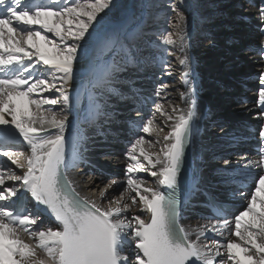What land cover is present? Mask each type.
I'll return each mask as SVG.
<instances>
[{
	"label": "snow or ice",
	"instance_id": "6c2138e0",
	"mask_svg": "<svg viewBox=\"0 0 264 264\" xmlns=\"http://www.w3.org/2000/svg\"><path fill=\"white\" fill-rule=\"evenodd\" d=\"M110 3L111 0H50L49 5H44L32 0H0V158H7L16 169L23 170L20 175L10 166H0V264H264V174L254 179L253 171L259 169L264 173V147L259 150V160H249L241 172V186L254 180L255 187L244 210L234 216V229L224 218L225 210L215 205L208 224L193 228L182 223L176 195L178 173L196 115L195 100L185 93H181V99L188 105L186 111L173 106L169 113L160 103L155 104L156 112L165 118V126L171 130L163 136L159 153L139 148V155L150 167L137 160L136 152L138 146H151V142L139 136L132 143L127 153V187L118 198L110 199L108 206L102 207L96 200L81 198L73 187L68 171L78 166L81 157L78 137H74L69 151L65 110L79 97H73L68 89L75 79L74 65L81 59V50L92 34L90 28L101 23L99 14ZM168 7L176 13L180 25L175 34L163 37V43L179 44V50L184 52V17L175 3L170 2ZM259 16L264 24V2ZM34 26L58 40L49 39ZM261 32L264 33V27ZM16 33L20 39L15 38ZM37 40L43 41L45 47L38 45ZM108 43L113 47L116 44L114 40ZM117 54L128 62L134 59L125 44L119 46ZM260 54L264 57V46ZM40 62L47 67L37 74L36 65ZM179 64L186 76V54ZM112 68L109 65L100 78L103 83L109 82ZM259 81L257 103L260 115L264 116V70ZM39 92L59 96L34 99ZM33 105L35 113L30 110ZM42 105L62 107L59 112H41ZM49 128L55 132H49ZM141 130L151 135L163 128L153 114L143 122ZM259 137L264 144V126L259 129ZM19 138L28 145L30 155L11 150V145L20 142ZM224 163L228 165L229 161ZM136 172H149L156 178L157 186H147L144 179L134 177ZM118 183L110 181L100 190V199H107L108 190ZM161 187L171 191L164 193ZM21 193L30 194L38 205L45 206L44 211L55 219V229L38 224L40 216L23 204ZM133 207L139 209V214L129 216ZM143 213L148 214V219L142 218ZM225 230L239 242L229 238L226 243L211 239V246L202 243L210 239L208 233L223 237ZM21 233L35 243L25 242Z\"/></svg>",
	"mask_w": 264,
	"mask_h": 264
},
{
	"label": "bare ground",
	"instance_id": "6f19581e",
	"mask_svg": "<svg viewBox=\"0 0 264 264\" xmlns=\"http://www.w3.org/2000/svg\"><path fill=\"white\" fill-rule=\"evenodd\" d=\"M34 1L32 0V2ZM211 1L222 3L221 10H223V16L219 17L217 22L214 21L209 26L211 28H218L219 24L222 23L223 27L226 26L224 29L228 30L227 25L232 21L230 19L235 20L238 18L239 22H237V25L240 26L239 29L236 31L233 30V32L226 31L224 40L218 38L213 42H209L208 40L206 45H203L205 47H201L198 43L200 36L198 35L199 32L197 29L200 19H202V17H199L200 9L197 4L199 0H178V3L182 6L184 17L182 23L184 52L179 50V44L174 46L171 61H173L172 66L175 69L171 72L168 71V73L165 72L166 74L164 76L163 74L162 76L160 75L163 79H166L165 84L154 83L156 75L161 74L159 70L165 64V61H167L162 57L158 58L155 64L156 68H153L154 72H150L146 77H144V72L149 67L150 62L148 65L147 59L145 58L141 59L142 64H138L141 71L133 69L132 72L135 74H132L130 82L128 79L123 78V76L119 75L120 77H116L113 75L117 66L116 54L113 55V49L118 48L117 41L124 39L134 45L133 48L143 43L142 37L144 35L140 32V27L138 28L139 25L137 24L142 11L141 7L137 4V0H121L117 4L116 11L102 15L99 14L102 17L101 23L95 24L94 22L95 28H90L92 34L87 37L85 48L81 50V59L74 65L76 75L68 90L73 97L78 96L79 99L78 102H74L69 109L65 110L68 116V126L65 129V135L69 140V151H71L74 137H78L76 144L81 157L80 160L89 163L90 167L95 166L104 172H112L115 174L113 175L114 177L123 176L126 181L125 174L127 166L130 163L127 153L137 137L144 136L146 141L148 138L153 139L158 151H160L164 143L163 136L171 130L165 126V118L156 112L155 104L160 103L164 110L169 113H171L173 106H177L186 111L188 105L181 99V93H185L192 100H195L196 113L193 118L192 131L193 166L191 181L197 187L209 188L215 194H219L223 199L226 198L227 200L239 203L240 208L237 212L239 214L246 207L247 197H250V193L255 187L254 180H250L244 183L242 190L240 189L241 180L243 179L241 172L249 160H259V150L261 147H264L259 137V129L264 126V116L260 115L261 109L257 103L261 85L259 78H251V74L259 76L261 71L264 70V57L260 54L261 48L264 46V33L261 32L264 24L261 23L259 16V7L264 0H248L246 4H242L237 9L235 8L238 4H241L239 3L240 0ZM56 6L58 7V5ZM34 27L47 37L53 35L52 33L45 32L39 26ZM192 30H194L193 33ZM7 38L6 35L5 39ZM54 38L58 39L57 37ZM109 40L116 42L114 47L108 43ZM36 43L42 48L45 47L43 41L37 40ZM154 43L158 45H153L151 42L153 47H159V43ZM47 47H50V45H47ZM110 47L112 51H109ZM240 48H243L244 52L239 53ZM144 54L146 52H142L141 56ZM185 54L188 57L186 76L183 74L185 71L184 67L179 64V59L184 58ZM238 56H242L245 62L243 61L244 64H242L237 72L232 73L230 66H232V63H235ZM161 63L163 64L161 65ZM41 64L44 66L43 68H40L39 65ZM109 65H113L111 75L108 77L109 82L103 83L100 78L109 69ZM46 67L42 62L37 64V74ZM125 67H123L124 70L122 72L125 70L128 71V68L126 67L125 69ZM244 68V72L241 73ZM124 74L128 75V73ZM144 78L146 80H143ZM210 80L214 83L209 84ZM141 83H146L147 86L140 87ZM248 84L251 85L249 87H252L253 90L255 89L254 91H250L251 93L249 92L248 97H241L245 99H241V101H246L248 104L237 106L232 104L230 107L226 106L225 103L230 93L234 91V94H239L244 89V86H248ZM141 88L145 90H141ZM157 92L160 93L159 96ZM50 95L51 93L49 92H39L38 94H34L33 98L42 99ZM251 95H253V98L251 97L252 99H249ZM239 96H242V94ZM116 97H121L117 100L118 103L114 100L117 99ZM251 103H253V106ZM114 104L115 107L120 106V110L123 112L130 110L128 118L136 119L133 123L130 122L132 124L131 126L127 122H121L124 124V128H129V131L134 132V135L128 132L129 135H126L125 139H123L118 134H111L109 139L101 140L105 133H102V129H99L95 125H86L87 120L89 119L90 123H92V117L103 118L106 114L110 116L108 112L115 108ZM48 109L57 112L60 111L56 105H42L40 111L46 112ZM30 110L35 113V106H30ZM153 110L154 114H157L155 117L156 122L163 128V131L159 133L154 131L153 134L149 135L141 129L143 122L153 116L151 114ZM8 118L10 119V117ZM224 122L226 124L222 129L215 133L217 125L223 124ZM167 123L170 124L171 122L168 121ZM109 126L113 130L117 129V126L114 124H110ZM48 130L49 132H55V129L49 128ZM19 140L18 145L22 148L21 151L26 156L30 155V149L23 142V138H19ZM158 140L159 143H157ZM96 141L98 142L97 144H95ZM118 143H121L120 145L123 144V149L125 150L123 152L117 150L116 159H110L108 157L102 158V155L106 154L105 144L111 145L112 149ZM241 143H244L243 145L247 147L241 148L238 146ZM225 144L230 145V148L223 149L224 147L222 146ZM98 146H103V149L98 148ZM237 147L241 148L240 152H238ZM139 148H144V145L138 146L136 152L137 160L146 167H150L148 162L139 155ZM222 156L225 157L222 158ZM225 160L229 161L228 165H225ZM6 164L12 170L16 171L17 174H23V170L16 169L15 165H11L10 161H7ZM100 165H105L106 167L103 168ZM90 167L86 165L79 166L77 170L70 169L68 171L70 178L75 188L84 197L96 200L102 207H107L104 203L105 199L102 200L99 197V192L105 188L106 183L104 181L107 179L104 178L105 176L88 175V173H91L88 172ZM253 171L256 173L254 179H258L259 174H264L259 169H253ZM133 175L134 177L144 179L149 187L157 186L156 178L152 177L149 172H136ZM119 177L116 180L119 183L108 190V197H110L113 191L114 194L121 191L122 186H124L122 183L123 179ZM107 183L109 184L110 181ZM162 189L163 187L160 188L161 191ZM191 190L190 198L183 209L181 220L184 226L194 228L198 225L208 224L209 218L203 210L202 199L199 198L194 201V189ZM132 195H135V193H132ZM125 197L127 198V195ZM26 200L28 206L33 209L35 206L30 194L27 195ZM128 202L130 203V201ZM36 207H40V205ZM132 213L139 214V209L137 207L132 208L128 215L130 216ZM234 216L228 218L230 227L233 229L235 227ZM142 218L148 219V214L143 213ZM47 222L49 221H46L43 216H40L38 224L41 227L51 226L55 229L54 225H49ZM33 227L36 226L34 225ZM208 235L211 238L214 237V239L215 237L221 238L216 233H208ZM21 236L25 242L35 243L34 240H29L23 233H21ZM223 238L225 239L224 243L229 238L238 241V238L231 235L227 230H225ZM222 251L224 250L222 249ZM38 254L43 255V253Z\"/></svg>",
	"mask_w": 264,
	"mask_h": 264
},
{
	"label": "rangeland",
	"instance_id": "374dc122",
	"mask_svg": "<svg viewBox=\"0 0 264 264\" xmlns=\"http://www.w3.org/2000/svg\"><path fill=\"white\" fill-rule=\"evenodd\" d=\"M35 1L37 3H39L41 0H38L39 2L37 0H35ZM195 1H198V0H195ZM43 2H45L44 5L45 4H47V5L50 4V0H47V1L46 0H44V1L42 0L41 3H43ZM82 2H84V0H82ZM120 2H121V0H111L110 7L108 9H105L104 12H102L100 14L102 15V14H105V13H108V12L111 13V12L116 11L117 4H119ZM170 2L171 3H175L178 6L179 11L183 15V9H182L181 4L178 3V0H137V4H138L139 7H141V11H142L141 16L139 18V22H137V24L139 25L138 28L140 27V32L143 33V35H144V37H142V42L143 43L141 45H137V46H135V48H133L134 45L128 43L124 39L117 41L118 48H119V46L121 44H125V45L128 46L129 50L134 54V59H133L132 62H128L125 58H123L122 55H118L117 54L116 50L118 51V48H114L113 49V55L116 54V61H117L116 70H115V72L113 74L114 76H116V77L117 76L118 77L123 76V78L128 79V81L130 82L132 74H135V73L132 72L133 69L141 71L139 69L140 68V66H139L140 64L139 63H140L141 59L145 58V59H147L148 65H149V62H150V65L147 68V70L146 71L144 70L145 71L144 72V77H146V75H148L150 72H152V71L154 72L153 68H156L155 64L157 63L158 58L162 57L163 59H165V60H167L169 62L165 61V64L161 63V65L163 64L162 68L159 70V72H161V74L159 73V74L156 75V77H158V78L155 77L154 83H156V84L157 83L165 84V82H166L165 80L166 79H163V77H161V76H162V74L164 76V74L168 73V71L171 72V71H174V69H175V67L172 66V62L173 61H171L172 60V51L174 50L175 47H174V45L164 44L163 43V37L168 35L169 33L175 34L178 31V28H179V25H180V22L178 21L176 13L172 12L171 9L168 7ZM246 2H248V0H240L239 3H241V4H238V6L235 9L240 8L241 5L242 4L243 5L246 4ZM197 4H198V7L200 9L199 17H202V19H200V22H199V24L197 26V29H198V32H199L198 35L200 36L198 43H199V45L201 47H205L203 45H206L208 40H209V42H213V41L217 40V38L220 39V40H222V39L224 40L225 39V35H226V31H230V32L232 31L233 32V30L236 31L237 29H239L240 26L237 25V22H239L238 18L235 19V20L234 19H230L232 21H230L228 23V25H227V27H228L227 29L228 30L224 29V27H226V26L223 27L222 23L221 24L218 23L219 24L218 28H211L209 26L210 24H212V22H214V21L217 22L219 17L223 16L222 15V13H223L222 11L223 10H221V8H222V6H221L222 3L221 2H216V1L213 2L211 0H199V2ZM194 30H192V33L194 32ZM19 36H20L19 33L15 34V38L16 39H20L21 37H19ZM54 37L55 36L50 35L48 38L51 39V40H58V39H55ZM151 42H152L153 45H158V44H155L154 42L159 43L160 45H159V47H156V46L153 47V45H151ZM142 52H146V54L141 56ZM238 52L242 53V52H244V49L240 48ZM243 61L244 60H243L242 56H238L236 58V60H235V63L234 64L232 63V66H230V71L232 73L233 72L234 73L237 72V70L239 68H241L242 64H244ZM125 65L128 68V71L125 70L124 72H122L124 70L123 67H125ZM136 66H137V68H136ZM126 67H125V69H126ZM130 68H132V69H130ZM164 68H166V70H164ZM244 70H245V68L241 71V73H243ZM124 73H128V75H125ZM129 75H131V76H129ZM251 78L252 79H257V78H259V76L251 74ZM143 80H146V79L144 78ZM210 83L213 84L214 82L212 80H210L209 84ZM145 85L147 86L146 83H141L140 87H144ZM249 86H251V85L248 84V88L242 89L240 91L241 93H239V94H234V91H232L230 93V96L228 97L226 103H225L226 106L230 107V106H232V104H234V106L248 104V103H246V101H241V99H243L241 97H248V95L251 93L250 91H252L253 89H252V87H249ZM141 90H145V89L141 88ZM241 94H242V96H239ZM50 96L55 98V96H59V93H55V94L51 93ZM251 97L253 98V95H251L249 99H252ZM120 98L121 97H119L117 99H114V100L117 101ZM126 98H128V97H126ZM243 100H245V99H243ZM116 103H118V101ZM251 105L253 106V103H251ZM56 107L58 109H60L62 106L61 105H56ZM114 107H115V104H114ZM117 107H119V106H117ZM116 113H118V112H115V114ZM122 113L123 112H119L118 114L122 115ZM151 114H154V110L151 112ZM156 116H157V114L155 113V117ZM225 124L226 123L224 122L223 124L217 125V127L215 128L216 129L215 133L220 131ZM147 141L151 142V146H149L147 143H145V144H143L144 145V149H146L147 152L159 153V151H158V149L156 147V144L153 141V139L148 138ZM97 143L98 142L96 141L95 144H97ZM243 144L244 143H241L238 146H240L241 148L247 147L246 145H243ZM101 145H102V143H101ZM116 145H115V148L118 149L120 152H123V150H124L123 146L122 145L119 146V144H116ZM222 147H224L223 149H229L230 145L225 144ZM240 147H237L238 150H239V151L237 150L238 152H240V150H241ZM98 148L103 149V146H101V147L98 146ZM117 153L118 152L110 153V154H103L102 155L103 157L102 156L101 157L102 158L108 157L110 159H112V158L116 159V154ZM224 157L225 156H222V158H224ZM100 167L104 168L106 166L105 165H100ZM88 175H98V176H101V177L103 176L100 173L98 174V172L88 173ZM117 177H119V176H117ZM117 177H114V176H113V178L112 177L111 178L104 177L105 179H107V180L104 181V183H106V185H108V183H107L108 181H111V179L112 180H117ZM119 178L123 179L122 183H123L124 186H122L121 191L117 192L116 194H114V191L112 190L113 191V193L111 194L112 196L110 195V197H108L107 199L104 200L105 201L104 203L107 206H108V201L110 199L118 198L120 193L122 191H124V189L127 187L126 181L124 180V177L120 176ZM106 185H105V187H106ZM126 195H128V194L125 193V196ZM133 208H135V207H133ZM204 243H207L209 246H211V238L208 239L207 241H204Z\"/></svg>",
	"mask_w": 264,
	"mask_h": 264
}]
</instances>
